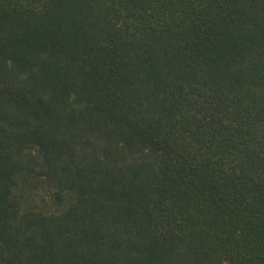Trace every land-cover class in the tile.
I'll use <instances>...</instances> for the list:
<instances>
[{
	"label": "trees",
	"instance_id": "obj_1",
	"mask_svg": "<svg viewBox=\"0 0 264 264\" xmlns=\"http://www.w3.org/2000/svg\"><path fill=\"white\" fill-rule=\"evenodd\" d=\"M0 264H264V0H0Z\"/></svg>",
	"mask_w": 264,
	"mask_h": 264
}]
</instances>
